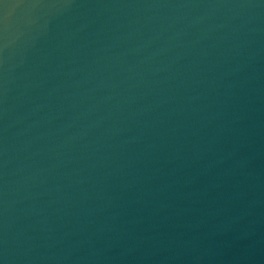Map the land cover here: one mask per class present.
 <instances>
[{
  "label": "water",
  "instance_id": "1",
  "mask_svg": "<svg viewBox=\"0 0 264 264\" xmlns=\"http://www.w3.org/2000/svg\"><path fill=\"white\" fill-rule=\"evenodd\" d=\"M0 264H264V0H0Z\"/></svg>",
  "mask_w": 264,
  "mask_h": 264
}]
</instances>
